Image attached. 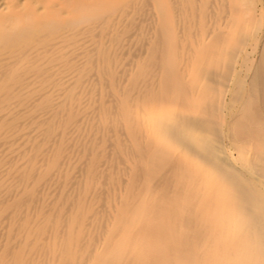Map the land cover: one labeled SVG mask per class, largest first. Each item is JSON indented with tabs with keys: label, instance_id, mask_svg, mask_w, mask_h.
<instances>
[{
	"label": "bare ground",
	"instance_id": "bare-ground-1",
	"mask_svg": "<svg viewBox=\"0 0 264 264\" xmlns=\"http://www.w3.org/2000/svg\"><path fill=\"white\" fill-rule=\"evenodd\" d=\"M264 0H0V264H264Z\"/></svg>",
	"mask_w": 264,
	"mask_h": 264
},
{
	"label": "snow or ice",
	"instance_id": "snow-or-ice-1",
	"mask_svg": "<svg viewBox=\"0 0 264 264\" xmlns=\"http://www.w3.org/2000/svg\"><path fill=\"white\" fill-rule=\"evenodd\" d=\"M262 215H264V209H262ZM262 235H264V231H262Z\"/></svg>",
	"mask_w": 264,
	"mask_h": 264
}]
</instances>
